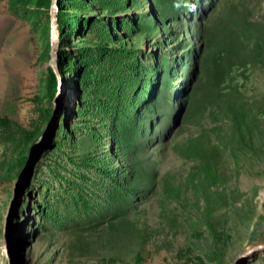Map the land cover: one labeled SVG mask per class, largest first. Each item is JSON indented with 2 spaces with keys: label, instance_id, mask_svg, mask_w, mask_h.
Masks as SVG:
<instances>
[{
  "label": "rangeland",
  "instance_id": "374dc122",
  "mask_svg": "<svg viewBox=\"0 0 264 264\" xmlns=\"http://www.w3.org/2000/svg\"><path fill=\"white\" fill-rule=\"evenodd\" d=\"M168 1L0 0V264H233L264 243V42L225 9L252 58L199 94L224 0Z\"/></svg>",
  "mask_w": 264,
  "mask_h": 264
},
{
  "label": "trees",
  "instance_id": "16d2710c",
  "mask_svg": "<svg viewBox=\"0 0 264 264\" xmlns=\"http://www.w3.org/2000/svg\"><path fill=\"white\" fill-rule=\"evenodd\" d=\"M262 0H224L218 2L214 9V14L209 16L206 24L201 30V36L204 39L202 47V54L200 59L201 67L205 70L206 84L196 83L194 89L199 94L205 90L214 92L219 95L223 89L222 76L230 74L233 69L243 71V68L251 60L252 54L245 42L235 34L234 28H237V22L225 13V9H233L238 16L246 20L248 27H250L255 34L258 42H264V26L261 21L250 20L247 17L249 11L258 5ZM163 10L168 7L169 1L162 0ZM264 9V0L262 1ZM205 87V88H204ZM209 151V150H208ZM209 160L206 164L207 170L214 174L218 181H225V175H222L223 164L215 149H210Z\"/></svg>",
  "mask_w": 264,
  "mask_h": 264
},
{
  "label": "water",
  "instance_id": "95a60500",
  "mask_svg": "<svg viewBox=\"0 0 264 264\" xmlns=\"http://www.w3.org/2000/svg\"><path fill=\"white\" fill-rule=\"evenodd\" d=\"M50 1L52 2L53 0H50ZM49 36H50V48H49V52H48V54H49V64L53 65L54 62L52 60V57H53L55 46H56V29H55L54 14H53L52 11L50 12V16H49ZM59 95H60V87L58 85V89H57V92H56V98H55L56 102L59 99ZM55 109H56V105H53L52 113L55 112ZM50 123H51V119L48 121L45 129L42 131V133L39 135V137L35 140V142L30 147V150H29L28 155H27V159H29L31 157V154L34 151L35 147L41 143L43 137L45 136V134L48 131V127H49ZM23 170H24V167H23V169L21 170V172L18 174V176L16 178V183H15L14 190H13V201H16L17 200L16 198L18 197L16 186H17V184H18V182L20 180V176L22 175ZM19 193H20V190H19ZM262 248H264V243L255 244L254 246H251V247H248V248L244 249L242 252H240L236 256V258L233 261V264H238L240 261H242L244 259V257H246V256L250 255L252 252L260 250ZM7 252L8 253H6V256H5V259H4V264H13V257L11 256L9 251H7Z\"/></svg>",
  "mask_w": 264,
  "mask_h": 264
},
{
  "label": "bare ground",
  "instance_id": "6f19581e",
  "mask_svg": "<svg viewBox=\"0 0 264 264\" xmlns=\"http://www.w3.org/2000/svg\"><path fill=\"white\" fill-rule=\"evenodd\" d=\"M240 262H241V261H240ZM240 262H239V263H240Z\"/></svg>",
  "mask_w": 264,
  "mask_h": 264
}]
</instances>
